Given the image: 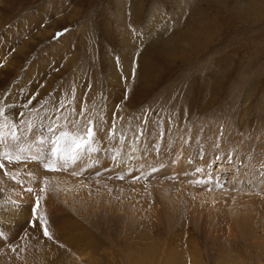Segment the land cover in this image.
I'll use <instances>...</instances> for the list:
<instances>
[{
    "label": "rangeland",
    "instance_id": "374dc122",
    "mask_svg": "<svg viewBox=\"0 0 264 264\" xmlns=\"http://www.w3.org/2000/svg\"><path fill=\"white\" fill-rule=\"evenodd\" d=\"M250 7L253 9H249ZM254 14H258V17L255 18ZM158 49H164L172 58L165 63L155 62L148 57V54ZM127 54L130 56L127 57ZM143 55H146L147 65L162 63L163 67L164 65L172 67L164 79H161L164 81L161 90L172 91L177 88L179 98L174 96L167 100L168 108L176 101L174 110L177 112L181 107L179 104L182 95L189 88L188 94L191 95L189 97L195 100L191 112L193 119L187 120L182 127L189 128L190 125L203 127L202 129L213 127L209 135L216 139L217 137L213 136L218 131L222 145L234 134L250 143L257 139L264 140V0H0L2 141L9 137L7 129L12 126V133L15 132L20 137L18 141L12 140L13 145L27 147V142L38 140L45 127L51 123L58 132L59 118L63 116L67 117L64 125L71 121L84 124L87 119L96 116L88 113L92 107L94 111L99 107L104 111L101 133L107 134L97 137V142L93 144L97 151H88L90 152L88 156L87 151L85 152L84 174L76 172L75 165L69 172V175L79 180L82 185L79 187L80 184H73L71 194L72 192L74 194L72 196L70 194L68 200L61 201L56 198V203L59 202L64 211H55L52 225L49 224L48 217L47 239L23 242L17 238L13 240L14 242L4 241L0 249L9 246L10 248L4 249L3 252L6 254L0 252L2 255L0 264L14 262V264H125V262L134 264V261L137 264V261L144 260L146 264H163L164 258L144 255L147 249L153 247V244H150L151 239L145 243L144 239H137L140 241L135 242L133 247L135 259L130 260L125 247H121L119 252L113 236L118 231L116 228L119 220L117 215L120 213L118 206L122 209L128 207L132 209L139 203L134 193L136 187L130 186L129 178L126 180L127 184L129 183L127 186L116 185L121 183V180L115 177L120 165L115 161L116 149L112 139L115 125L112 115L117 110L114 106H126L127 109L129 107L124 103L114 105L112 99L113 96L123 93L124 85L118 83V79H122L124 83L129 76H132V80L136 78L135 71L140 59L144 58ZM130 65L132 70L131 74H128ZM30 69H34L40 77L35 76V72L31 77L33 71ZM9 70L11 73H7ZM166 70L168 71V68ZM26 71H29V77L25 74ZM107 71L113 75L106 77ZM205 91L208 94L203 95ZM58 93L59 96H53ZM166 98H163L165 99L163 101L153 97L151 101L157 107L166 103ZM23 100L29 102L25 103ZM202 104L204 110L200 114L197 109H200ZM145 108L141 107L139 110L134 108L129 111L134 115L139 114L135 116L141 119L138 123H135L133 115L127 118L129 123L125 121L124 124L134 130V126L137 125V130H142L152 116V119L160 124L159 128L166 124L162 120L169 115L168 112L160 115L161 111L154 109L150 116L148 109L144 111ZM71 113L76 116L69 121ZM22 123L28 127L25 126L23 129L19 126ZM12 133L9 134L11 138L0 142V153L16 151V147L10 150L8 142L12 139ZM100 138H104L102 143H99ZM204 144L202 142L198 146L203 147ZM36 151L35 147L33 153L37 154ZM216 156L218 155L211 152V159L208 161V173L213 178L215 176L216 182L219 183L217 184L219 187L214 191L208 189L211 191V193L208 191V194L215 195L216 198H210L206 192L204 194L200 192L201 195L197 196L198 201L212 205L216 202L221 203L219 195L232 193L236 186L243 188L241 193L254 195L258 193L255 191L258 175L249 173L239 160L234 162L233 159ZM194 159L203 163L206 154L204 156L198 154ZM24 162L25 160L9 163L5 160L4 167L9 163L13 172L14 167L19 169L20 166V168L24 166L26 169L29 165L27 169H31L33 165L36 169L43 165L30 159L26 160L27 164ZM140 162V159H131L132 164ZM15 163L18 166L17 164L14 166ZM2 170L3 168H0V194H3L1 203L14 205H19V201L29 205L34 203L38 206L33 208L36 210L40 208V200L48 198L47 192H44L43 197L36 195L41 190L40 186H43L42 191L48 189L44 188L41 181L45 174L43 176L40 171L34 172L41 175H36L38 177L36 181L39 182L38 186L33 184L35 187L33 188L26 180L11 184L12 177L3 176ZM76 170L78 171L77 168ZM137 170L141 172V168ZM78 175H81V178H78ZM148 179L151 182L158 180ZM161 179L173 181L170 177V180L166 177ZM133 183H140V180ZM82 187L83 192H79ZM4 194L5 196L9 194L7 199L12 200L3 201ZM177 203L173 206L175 207ZM151 205L157 213V204ZM158 205L163 204L158 202ZM224 207L220 209L204 207L201 211V220L195 217L196 219L192 218L194 221L190 222V227L199 234L197 242L201 253L202 251L206 253L211 248V252L215 251L214 254H217L210 261L207 260V264L208 262L237 264L238 261L245 264H264V225H261L264 222L258 221V218H246L245 223L237 224V221L232 220L226 213L227 209ZM181 209L179 202V210ZM21 211L23 209L14 210L13 215ZM31 216H34L33 212ZM239 227L244 228L245 234L240 232ZM217 228L221 234L214 237L213 230ZM230 229L234 232H229ZM25 230L26 228H23L19 231L22 233ZM231 234L238 235L237 249L231 246V240L234 238ZM203 240L209 242L218 240L219 243H215V246L210 245L211 247L208 245L210 248H206ZM160 242L164 254L174 246H169L170 249L163 241ZM188 245L186 242L185 247L191 248ZM220 245H228L229 249L222 250ZM137 249H141L140 252ZM158 253L159 251L156 255ZM222 253L227 256H223ZM238 256L239 260L235 258Z\"/></svg>",
    "mask_w": 264,
    "mask_h": 264
},
{
    "label": "bare ground",
    "instance_id": "6f19581e",
    "mask_svg": "<svg viewBox=\"0 0 264 264\" xmlns=\"http://www.w3.org/2000/svg\"><path fill=\"white\" fill-rule=\"evenodd\" d=\"M249 9H253V8L250 7ZM257 17H258V14L255 15V18ZM126 56L129 57L130 55L127 54ZM145 56L144 58H141L139 61L138 68H136L137 70L135 71L136 78L134 80H132V76L127 77L126 78L127 80L126 82L124 81V83L122 79H118L117 82L120 84L122 83L124 85L123 86L124 89H122L123 93H119L115 95V97L113 96V99H112V101H114L113 102L114 105L116 104L118 105V103L120 104L124 103V104H127L129 107L127 109L126 106L124 107L114 106V109H117V110L115 113L113 112L114 115H112V121L115 125L113 138H112L113 143L115 145V149H116L115 150L116 151L115 161L117 162V165H120L119 168H117L115 177L117 176L116 177L117 180H121V183H118L116 185H119L120 187H123V186L125 187L130 183L131 184L130 186H135L136 189L134 193L137 196L136 200L139 203L138 206H135L132 209H130L129 207L128 209H125V208L122 209V207L118 206V210L120 212L119 215H117L119 220H117L116 228L118 229V231L115 233V235H113L115 238V245L118 247L119 252L121 251V247L122 248L125 247L126 250L128 251L127 255L129 256V259L131 260V259H135L134 257L136 254H135V251H133V247H135L134 246L135 242L138 243L140 241V240L137 241V239H144V243L148 239L149 240L151 239L150 244H153L152 245L153 247L146 250L147 253L144 254L146 257L154 255L155 258H164L163 264H207L206 262L207 260L210 261L211 259L215 257V255H217L216 253L214 254L215 251L213 249L212 250L214 252H211L210 245L215 246V243H219V242H217L218 240H214L210 242L208 240H203V243H205L206 248H210V249L206 253H203V251L201 253L200 248L198 247L199 243L197 242L199 240V234L196 233V231L190 227L191 221H194L196 218L201 220V216H202L201 211L204 209V207H212L214 209L217 207L220 209L225 206L224 208L227 209V210L225 209L226 213L230 215L232 220L237 221V224L244 222L246 218L247 219L248 218L249 219L258 218V221L262 220V222H264V140L254 139L256 141L250 143L248 142V140H245L244 136H243L244 139H242L241 137H237V134H234V136L230 137L229 141L227 142L222 141L223 142V145H222L219 139L220 137L218 136V133H219L218 131L217 133L213 131L214 134L216 133V135L213 137H217L218 138V139L216 138L217 140L213 139L211 135H209V133H212L210 129L213 127H209V128L204 127L206 129H202L203 127H193V125L192 126L190 125L189 128L182 127L183 124L187 122V120L193 119L191 116V112L193 111L195 100L194 98L189 97L191 96L188 94L189 88L184 91V94L182 95V98H181V103L179 104V106L181 105V107L177 109L178 110L177 112H175L174 110V105L177 104L176 101H174L175 103L171 106V108H168L167 100H171V98H173L174 96L175 98H179L178 97L179 92L176 91L177 88L172 89V91L161 90V87L164 82L161 79L162 78L164 79L165 74L169 73L170 68L172 67L165 66V65L163 67V65H161L162 63L147 65L148 62L146 63ZM148 57L151 59H154L155 62H165V63L166 61L169 60V58H172V56L168 54V52H165L164 49H161V50L158 49L157 51H154L148 54ZM166 68H168V71L166 70ZM13 69H16V68H13ZM128 69H129L128 74H131L132 66L130 65ZM11 70H9L7 73H11L10 72ZM30 70L31 72L33 71L30 74L32 77L35 71L34 69H30ZM106 73H107V75L105 74L106 77H108V75H113V73L110 74L108 71ZM25 74L28 75L29 77V71H26ZM34 75L35 76L37 75L38 78L40 77V75L37 74L36 72L34 73ZM116 75L118 74L116 73ZM117 82H115V84ZM169 88L171 87L169 86ZM164 94H166L165 96H168V97L166 98ZM204 94H208V92L205 91L203 95ZM120 95H122L121 98H120ZM53 96L54 97L59 96V93L57 95L54 94ZM153 97L157 99L159 98L161 100H163V98H166V103H162L158 105L157 107H155V105L151 101V98ZM123 100H126V101H123ZM23 101L25 103L29 102L28 100H23ZM47 106L49 107L50 105H47ZM141 107H146L144 111L148 109L149 115L151 111H153L154 109H156L157 111H161L159 113L160 115H163L168 112L169 115H167L162 120V122H165L166 124H162V127L159 128L158 125L160 124L156 123L157 120L156 121L153 120L152 119L153 116H152L150 117L151 120L149 119L147 125L149 123L150 124L148 126L145 124L142 130L140 129L137 130L138 127L136 124H135L136 126H134L135 130L132 129V127L131 128L127 127L124 124V122L127 121V118L134 115V113L129 112V111L133 110L134 108H136V110H139V108ZM197 110L201 114L202 111L204 110V104H202L201 108ZM67 113L69 112L67 111ZM88 113L90 115L96 114V116H99L101 119L105 118L104 111H101L100 107L97 111H94V107H92L91 110L89 109ZM137 115L139 116V114L134 115L135 123H138V121L141 120L139 119V117H135ZM67 116H69V114ZM74 116L76 115L74 114L72 115L71 113V116H69L68 120L69 121L73 120ZM66 118L65 116L59 118L60 127L57 129L58 131L57 134L59 133L60 130H69L72 128L71 123H65V125L63 124L66 121L65 120ZM171 122H173V124H171ZM19 126L24 129L26 124L24 125L22 123L21 125L19 124ZM49 126H53V123L47 125L45 127V130L42 132V135L44 136L45 139L53 136L52 133L47 131ZM11 128L13 127L11 126L10 128L7 129L8 130L7 135L9 137H7L6 139L11 138L9 135L12 133ZM200 130L201 131L203 130V131L201 132ZM101 132L102 130L98 133L97 137L104 135ZM204 134L205 135L207 134V136H204ZM104 136H107V134ZM104 138L106 139V137ZM104 138H100L99 143H102V141H104L103 140ZM12 140L13 139L8 141L10 144V150L16 147L15 145H13L14 141ZM202 142L205 143L204 146L203 147H201L202 145L198 146V144L199 143L202 144ZM28 145H31V147L28 151H26L23 154L25 156L33 155L34 154L33 150L35 149V147L37 148V151L35 153L46 156L48 154V150L50 147V145L47 143H44L41 145L40 135H39L38 140L33 141V142H27V146ZM236 146L237 148H235ZM92 147L94 146L92 145ZM197 147H201V149H197ZM211 152H213L214 154H217L218 156L216 157L218 158H224V159H230V160L233 159L232 161L234 162H237V160H239L243 162L244 164L243 166H245V169H247L249 173L253 174L254 176L258 175L259 177L255 185L256 187L255 191H257L258 193L256 195L252 193L245 194V192L241 193V190L243 188H241V186H236L235 190L232 193L219 195L221 203L219 202L218 204H216L217 203L216 202L212 205L207 202L202 204L200 201H198L197 196H200L201 193L204 194V192H206L205 194H208L209 190L214 191V189L217 187V184H219L216 182L217 181L215 179L216 177L214 176L213 178L208 173V170H209L208 161L211 159ZM89 154L90 152L87 151V156ZM198 154H201L202 156L206 154V160L204 162L202 161L203 163L195 161L194 158ZM84 157H85V152H84V156L82 153L81 158L79 160H77L75 163H69L68 165H64L63 161H60L56 165L57 170L55 171L49 170V169L45 170V168H43V165H41L39 168H36V169H35V166L33 165L31 169L30 168L27 169L29 165L26 169H24V166H22V168H20L21 167L20 166L19 169L18 168L15 169L14 167L15 171L13 172L11 171L12 167L9 165V163L5 165V167H3L2 175L3 176L8 175V177L11 176L12 177V181L10 180L11 184H15V183L17 184L18 181L26 180L29 185L33 186L34 184L35 186H38L39 181L38 182L36 181L38 178L37 176H40L41 174L44 176L45 174L44 177L46 178L41 176L43 177V180L41 179L40 180L43 181L44 188L47 187L48 189L47 190L45 189L46 191H42L44 190L43 186H40L41 190L38 188L40 192H38V194L36 193L35 194L39 195L40 197L42 195L43 197L44 192L45 193L47 192L48 198L45 197L46 199L45 198H42V200L39 199L40 208H36V210H33V208L38 207L34 203L31 205L27 203L24 204L22 203L23 201L22 202L19 201L20 202L18 203L19 205H14L13 203L12 204H5L4 202L1 203L2 202L1 197L3 195L1 193L0 194V246L2 245L4 241L11 242L17 238H19L21 241L23 240V242L32 241V240L34 241L40 238L47 239L49 235H44V227L46 226L49 229V224L52 225L51 221H53V216H54L55 211H58V210H60V212L64 211L63 210L64 208L60 207V205L58 204L59 202L56 203V198H58L61 201L68 200L67 197L70 196L71 194V189H72L73 184H77V185L80 184L79 180L75 179V177L72 178L71 175H69L70 174L69 172L72 171L73 166L75 165L78 171L76 170V168H74V170L76 172L80 171L79 174L81 173L84 174L85 172L84 170L85 158ZM133 158L140 159L141 162L138 164H135V163L132 164L131 159ZM129 159H130V163H129ZM39 162L43 163V160ZM17 163H15L14 166ZM141 163H146V164L141 165ZM16 166H18V164ZM138 168H141V172L137 170ZM35 171H38V172L40 171L39 173L41 174L39 175L38 172H37L38 175L34 174ZM46 171L50 173L47 172L48 173L47 174ZM47 176L49 177L47 178ZM80 176L78 178H81ZM13 177H15L14 180H13ZM161 177H166L168 179L170 177L171 179H173V181H162ZM127 178H129L128 184L126 181ZM137 178L140 180V183H133L135 180H138ZM148 178H152V179L158 178V180L156 179V181L151 182ZM81 185L82 184H80L79 187ZM33 188L35 187L33 186ZM188 188H191V189L188 190ZM80 191L83 192V187L79 190V192ZM209 192L211 193V191ZM9 194L11 195V193ZM72 194H74V192H72ZM8 195L5 196L4 194L3 201L6 202ZM209 195L210 194H208V197L210 198H216L215 195H212V196H209ZM7 200L11 201L12 199L10 198ZM52 200L54 202H52ZM226 200L227 202H224ZM158 202L163 205L162 206L158 205ZM179 202L181 203V206H182L181 210H179ZM152 203L157 204V213H155L154 207L151 205ZM175 203H177V205H175L174 207L173 205ZM20 209H23V211L19 212V214L17 215H13L14 210L18 211ZM5 211L6 213H4ZM31 212H33L34 216H31ZM48 217L50 218V222H49ZM192 218L193 219L195 218V219L192 220ZM261 225H264V223ZM23 228H26V230L21 233L19 230ZM6 229H8L9 231H4ZM239 230L240 232H243L244 234L246 232L243 227H239ZM228 231L230 232L231 229ZM216 232H219V233H216ZM231 232H234V231H231ZM240 232L238 231V233ZM185 234H188V235L185 236ZM220 234H221V231L217 228L213 230L212 236L217 237ZM231 235L234 237L233 240H231L232 241L231 246L233 247V249H237L239 246L238 245L239 241H237L238 235L236 236L234 234H231ZM214 237H210V238H214ZM93 240H96V239H93ZM160 241H163V244L166 247H169V246L172 247L173 245L174 246L172 247V249L169 247L171 250L168 251L166 254H164V251L161 250L160 248V243L162 244V242ZM186 242L187 244L189 243L188 246H190L192 249L185 247ZM233 245H237V246L234 247ZM178 247L179 249H177ZM6 248L7 247H2V250L0 249V252H2V254L5 253L3 251H5L4 249ZM8 248H10V246ZM221 249L222 250L224 249L227 251L229 248H228V245H223L221 246ZM137 250L139 251L141 249H137ZM158 251L159 253L158 255H156ZM224 255L226 254H223V256ZM1 256L2 255H0V257ZM218 256H220V254H218ZM234 256L236 255L234 254ZM235 258H238L239 260V256ZM231 259L234 260L233 257H231ZM203 260L205 262H203ZM236 260L237 259H235V261ZM139 262H141L142 264H146L145 260L137 261V264H139ZM127 264H129V262ZM134 264H135V261H134ZM237 264H245V263L244 262L241 263L238 261Z\"/></svg>",
    "mask_w": 264,
    "mask_h": 264
},
{
    "label": "snow or ice",
    "instance_id": "6c2138e0",
    "mask_svg": "<svg viewBox=\"0 0 264 264\" xmlns=\"http://www.w3.org/2000/svg\"><path fill=\"white\" fill-rule=\"evenodd\" d=\"M70 123L72 125L71 129L60 130L58 134L52 126H49L47 131L52 133L53 136L47 139L41 134V145L44 143L50 145L46 156L41 154L24 156L23 154L30 149L31 145L27 147L18 145L14 153L9 151L0 153V168L4 167L5 160L11 163L30 159L37 162L43 160L44 168L55 171L57 170L56 165L60 161H63L64 165H68L69 163H75L79 160L82 153L86 151H97L98 149L92 147V145L96 143L97 135L102 130V119L99 116H94L93 118L87 119L83 125H81L79 121H71ZM12 139L18 141L20 137L13 132ZM0 142H3L2 137H0ZM5 147H7V145H5ZM13 179H15V177H13ZM28 191H32V189H28ZM44 235H49L46 226L44 227Z\"/></svg>",
    "mask_w": 264,
    "mask_h": 264
}]
</instances>
